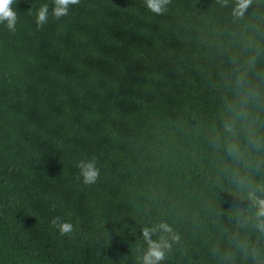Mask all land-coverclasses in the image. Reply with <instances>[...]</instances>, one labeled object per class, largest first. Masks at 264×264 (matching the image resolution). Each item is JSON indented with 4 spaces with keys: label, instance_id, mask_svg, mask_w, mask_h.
<instances>
[{
    "label": "trees",
    "instance_id": "16d2710c",
    "mask_svg": "<svg viewBox=\"0 0 264 264\" xmlns=\"http://www.w3.org/2000/svg\"><path fill=\"white\" fill-rule=\"evenodd\" d=\"M235 5L80 0L56 19L53 0H16L15 31L0 23V264H142L145 227L171 244L160 264H264V0Z\"/></svg>",
    "mask_w": 264,
    "mask_h": 264
},
{
    "label": "clouds",
    "instance_id": "9594fccd",
    "mask_svg": "<svg viewBox=\"0 0 264 264\" xmlns=\"http://www.w3.org/2000/svg\"><path fill=\"white\" fill-rule=\"evenodd\" d=\"M79 2L80 0H53L54 7L52 8V15L56 19H60L68 15L71 5L79 4ZM170 2L171 0H145V5L151 12L160 15L167 10L166 6ZM218 2L222 3L224 6L227 4V0H218ZM251 2L252 0H236V5L233 8V15L237 18L242 17ZM14 3H16V0H0V23H6L7 28L13 32L15 31L17 22V13L13 9ZM48 14V5H41L36 18L38 27L47 23ZM228 130L230 131L231 129ZM77 167L80 169V174L85 184H93L96 182L99 177V169L96 167L95 158L80 160L77 163ZM256 203L258 207L257 217L264 218V200H257ZM50 223L59 229L61 235L68 234L73 230L72 224L64 222L59 216L53 217ZM257 226L261 231H264V219H259ZM159 228L164 232L171 233L172 231L165 223H161ZM153 232V228L145 227L142 229V235L148 245L142 256V264H160V262L165 259L166 251L171 250V244L166 239L161 238L159 240H153ZM172 239L179 240V236L173 234Z\"/></svg>",
    "mask_w": 264,
    "mask_h": 264
}]
</instances>
